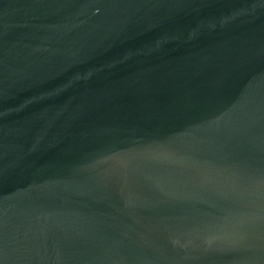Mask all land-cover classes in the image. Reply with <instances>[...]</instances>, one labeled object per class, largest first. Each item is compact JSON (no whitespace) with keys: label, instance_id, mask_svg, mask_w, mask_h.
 I'll return each instance as SVG.
<instances>
[{"label":"water","instance_id":"obj_1","mask_svg":"<svg viewBox=\"0 0 264 264\" xmlns=\"http://www.w3.org/2000/svg\"><path fill=\"white\" fill-rule=\"evenodd\" d=\"M0 264H264V0H0Z\"/></svg>","mask_w":264,"mask_h":264}]
</instances>
